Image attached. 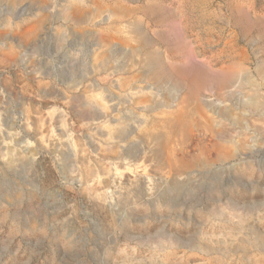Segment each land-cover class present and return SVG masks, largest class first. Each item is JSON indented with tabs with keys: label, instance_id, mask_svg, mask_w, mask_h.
Here are the masks:
<instances>
[{
	"label": "rangeland",
	"instance_id": "374dc122",
	"mask_svg": "<svg viewBox=\"0 0 264 264\" xmlns=\"http://www.w3.org/2000/svg\"><path fill=\"white\" fill-rule=\"evenodd\" d=\"M256 236L264 0H0V264H264Z\"/></svg>",
	"mask_w": 264,
	"mask_h": 264
},
{
	"label": "bare ground",
	"instance_id": "6f19581e",
	"mask_svg": "<svg viewBox=\"0 0 264 264\" xmlns=\"http://www.w3.org/2000/svg\"><path fill=\"white\" fill-rule=\"evenodd\" d=\"M256 240H257V244L259 246V248L264 251V240L263 239H260L256 236Z\"/></svg>",
	"mask_w": 264,
	"mask_h": 264
},
{
	"label": "water",
	"instance_id": "95a60500",
	"mask_svg": "<svg viewBox=\"0 0 264 264\" xmlns=\"http://www.w3.org/2000/svg\"><path fill=\"white\" fill-rule=\"evenodd\" d=\"M36 175H37V174H35V173H34V175H33V176H34V178H36Z\"/></svg>",
	"mask_w": 264,
	"mask_h": 264
}]
</instances>
